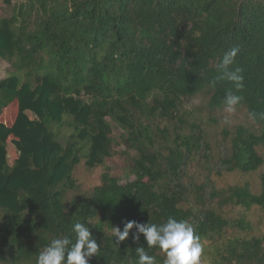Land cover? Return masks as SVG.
I'll list each match as a JSON object with an SVG mask.
<instances>
[{
    "label": "trees",
    "instance_id": "obj_1",
    "mask_svg": "<svg viewBox=\"0 0 264 264\" xmlns=\"http://www.w3.org/2000/svg\"><path fill=\"white\" fill-rule=\"evenodd\" d=\"M12 9L0 17L13 70L0 115L15 103L17 122L0 121L11 136L0 130V264H157L184 250L202 264H264V231L247 215L264 210V0ZM226 108L244 119L213 132ZM117 154L130 162L124 183L104 164ZM82 159L104 167L86 192ZM235 173H257L259 191L249 179L218 186Z\"/></svg>",
    "mask_w": 264,
    "mask_h": 264
},
{
    "label": "rangeland",
    "instance_id": "obj_2",
    "mask_svg": "<svg viewBox=\"0 0 264 264\" xmlns=\"http://www.w3.org/2000/svg\"><path fill=\"white\" fill-rule=\"evenodd\" d=\"M25 0H11V5L4 4L3 0H0V15L9 16L12 14V6H17V4L22 3ZM13 70L11 69L10 65L5 60H0V78H3L4 76L10 74ZM197 98L195 100H192L190 103L195 104L197 103ZM8 110H4L3 113L0 115V121H10L15 122L17 127V122L15 120V114H16V105L15 103H12ZM8 112V117L4 115ZM29 116L35 120L36 123L41 125L40 121L34 117L33 114L29 113ZM219 116L221 117L218 121L217 125H209V127L213 130V132H217L219 128L228 122V124H236L238 122H241L244 119V111L241 110H235L232 108H226L223 111L219 112ZM2 123V124H3ZM0 123V130H2L4 139L8 140L11 138L9 136L8 130L5 127V125H2ZM118 129H113L114 134H118ZM211 137V139H213ZM17 139V135H16ZM6 142L8 143V141ZM15 141V140H14ZM18 142V139H17ZM19 143V142H18ZM13 145L12 151H7V159L12 160L16 157V153L18 152V144L16 142L11 143ZM115 149L117 151H120L123 149L122 145H114ZM129 160H127L126 157L122 155H115L113 157L107 158L104 161V164L106 166H109V172L112 176L117 177L120 183H124L128 179H132L133 175L129 173ZM103 166H98L92 169L86 168L84 164V159L81 160V162L76 166L74 175L77 177L78 182L81 184V192L88 191L91 187L98 184L100 182V175L103 170ZM249 179L251 181V189L253 192L259 191V178L257 176V173H253L252 176H242L237 173L235 174H225L223 177L218 178L217 184L220 186L221 184H229V183H236V182H243L245 180ZM238 209V208H237ZM226 211V213H229L230 216L235 215V211L233 213ZM248 217L250 218V222L256 231H264V210H261L257 207H252L247 212ZM227 235L229 236L232 234H238L240 233L238 230H235L234 228H229L228 230L225 229ZM197 256L195 252H185L182 251L179 256L175 255L173 257H167L163 263H157V264H202L197 261ZM206 263V262H205ZM204 263V264H205Z\"/></svg>",
    "mask_w": 264,
    "mask_h": 264
},
{
    "label": "crops",
    "instance_id": "obj_3",
    "mask_svg": "<svg viewBox=\"0 0 264 264\" xmlns=\"http://www.w3.org/2000/svg\"><path fill=\"white\" fill-rule=\"evenodd\" d=\"M0 17H5V15H0Z\"/></svg>",
    "mask_w": 264,
    "mask_h": 264
}]
</instances>
